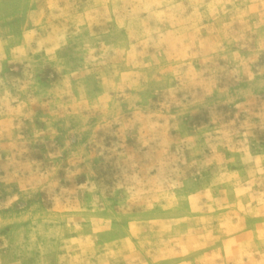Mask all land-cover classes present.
I'll list each match as a JSON object with an SVG mask.
<instances>
[{
    "label": "rangeland",
    "instance_id": "374dc122",
    "mask_svg": "<svg viewBox=\"0 0 264 264\" xmlns=\"http://www.w3.org/2000/svg\"><path fill=\"white\" fill-rule=\"evenodd\" d=\"M0 264H264V0H0Z\"/></svg>",
    "mask_w": 264,
    "mask_h": 264
}]
</instances>
